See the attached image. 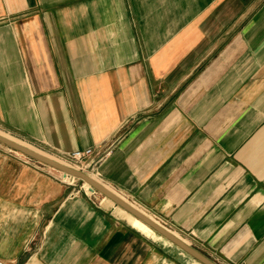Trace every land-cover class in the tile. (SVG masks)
<instances>
[{
  "label": "crops",
  "instance_id": "0c3cea01",
  "mask_svg": "<svg viewBox=\"0 0 264 264\" xmlns=\"http://www.w3.org/2000/svg\"><path fill=\"white\" fill-rule=\"evenodd\" d=\"M0 135L107 151L98 183L216 264H264V0H0ZM14 153L0 264H199Z\"/></svg>",
  "mask_w": 264,
  "mask_h": 264
},
{
  "label": "water",
  "instance_id": "95a60500",
  "mask_svg": "<svg viewBox=\"0 0 264 264\" xmlns=\"http://www.w3.org/2000/svg\"><path fill=\"white\" fill-rule=\"evenodd\" d=\"M0 144L5 146L6 148L12 150L13 152L19 153L28 159L35 161L41 165L47 166L53 170H56L66 176L73 177L77 180H80L90 186V191L92 193H99L104 198L110 200L115 206L119 207L121 210L136 218L146 226H148L153 232L161 236L163 239L170 242L173 246L181 250L187 256L197 261L199 264H216L211 261L208 257L197 251L196 249L189 246L182 239L177 237L175 234L167 230L165 227L157 223L152 218L148 217L140 210L135 208L130 203L124 201L119 196L111 192L102 184L98 183L94 179H92L88 174L72 169L70 167L64 166L56 161H53L41 154H38L32 150H29L20 144L13 142L3 136H0Z\"/></svg>",
  "mask_w": 264,
  "mask_h": 264
},
{
  "label": "rangeland",
  "instance_id": "374dc122",
  "mask_svg": "<svg viewBox=\"0 0 264 264\" xmlns=\"http://www.w3.org/2000/svg\"><path fill=\"white\" fill-rule=\"evenodd\" d=\"M0 147H2L4 150H10V149L6 148L5 146H3V145H1V144H0ZM10 151H11V150H10ZM12 152H13V151H12ZM14 154H16V155L19 156L22 160H24L25 162H27V163H29V164H32V165H35V166H37V167H41V168L44 167V165H41V164H39V163H37V162H35V161H32V160L28 159L27 157H25V156H23V155H21V154H19V153H14ZM57 159H59V160L65 162V163H67V164L72 165L71 167H74V166L77 167L76 164H74V163H69V162L63 160L62 158H57ZM88 168H89V164L86 163L81 169H79V171H82V172H84V173L90 175V174L88 173V171H87ZM77 170H78V169H77ZM54 172H56L55 174L58 175V177H59V181H61L63 184H65V185H67V186H71V188H76V189H78V190H82V189H83L82 191L85 190V191L88 192L89 194L92 193V192H90V190H89V186H88L87 184L83 183L82 181L77 180V179L69 178V179L71 180V182H69V181H68V178H67L66 175H64V174H62V173H60V172H57V171H54ZM82 187H83V188H82ZM85 191H84V192H85ZM92 194H94V193H92ZM93 197H96V198L99 199L100 201L103 200V197H102L99 193H95V194L93 195ZM110 204H111V203H110ZM111 205H112V204H111Z\"/></svg>",
  "mask_w": 264,
  "mask_h": 264
},
{
  "label": "built area",
  "instance_id": "2783aa9c",
  "mask_svg": "<svg viewBox=\"0 0 264 264\" xmlns=\"http://www.w3.org/2000/svg\"><path fill=\"white\" fill-rule=\"evenodd\" d=\"M107 151L104 152H95L92 149H87L84 151H75L70 154L65 155L62 159L69 162L76 164V168L81 169L86 163L90 165H97L100 163Z\"/></svg>",
  "mask_w": 264,
  "mask_h": 264
},
{
  "label": "bare ground",
  "instance_id": "6f19581e",
  "mask_svg": "<svg viewBox=\"0 0 264 264\" xmlns=\"http://www.w3.org/2000/svg\"><path fill=\"white\" fill-rule=\"evenodd\" d=\"M0 136H3V135H0ZM3 137H5V136H3ZM6 138V137H5ZM8 139V138H7ZM9 140H11V139H9ZM11 141H13V140H11ZM13 142H15V141H13ZM17 143V142H16ZM19 144V143H18ZM21 145V144H20ZM21 146H23V147H25V148H27V149H29V150H32V149H30V148H28V147H26V146H24V145H21ZM32 151H34V150H32ZM34 152H36V151H34ZM36 153H38V152H36ZM38 154H40V153H38ZM42 155V154H41ZM43 156H45V157H47V158H49V159H51V160H53V161H56V162H58V163H60V164H62V165H64V166H67V167H70V168H72V169H75V170H77L78 168H76L75 166L74 167H71L72 165H70V164H67V163H65V162H63V161H61V160H59V159H57V158H55V157H49V156H47V155H45V154H43ZM70 177V176H69ZM91 177V176H90ZM73 178V177H72ZM92 178V177H91ZM75 179V178H74ZM93 179V178H92ZM95 180V179H94ZM96 181V180H95ZM98 182V181H97ZM84 183V182H83ZM86 184V183H85ZM88 185V184H87ZM89 186V185H88ZM108 189V188H107ZM89 190H90V186H89ZM91 192V191H90ZM112 192V191H111ZM115 194V193H114ZM118 196V195H117ZM120 197V196H119ZM121 198V197H120ZM121 199H123V198H121ZM108 200V199H107ZM124 200V199H123ZM110 203H112L110 200H108ZM125 201V200H124ZM127 202V201H126ZM113 204V203H112ZM119 209V208H118ZM121 210V209H120ZM123 211V210H122ZM124 212V211H123ZM126 213V212H125ZM127 214V213H126ZM129 215V214H128ZM129 216H131V215H129ZM132 217V216H131ZM132 218H134V217H132ZM134 219H136V218H134ZM137 220V219H136ZM137 221H139V220H137ZM140 222V221H139ZM140 223H142V222H140ZM143 224V223H142ZM143 225H145V224H143ZM146 226V225H145ZM147 228H149L148 226H146ZM150 229V228H149ZM161 237V236H160ZM167 241V240H166ZM170 243V242H169ZM171 244V243H170ZM178 249V248H177ZM181 251V250H180Z\"/></svg>",
  "mask_w": 264,
  "mask_h": 264
}]
</instances>
